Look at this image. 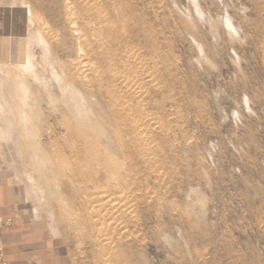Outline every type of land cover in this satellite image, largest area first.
I'll list each match as a JSON object with an SVG mask.
<instances>
[{
  "label": "rangeland",
  "instance_id": "rangeland-1",
  "mask_svg": "<svg viewBox=\"0 0 264 264\" xmlns=\"http://www.w3.org/2000/svg\"><path fill=\"white\" fill-rule=\"evenodd\" d=\"M62 3L0 0V186L23 220L44 229L58 264H104L87 212L68 216L72 191L60 200L41 186L29 157V107L15 92L30 82L44 117L51 112L45 93L58 88L41 63L44 45L63 62L78 56ZM103 4L113 24L101 48L117 62L127 48L137 52L123 67L141 80L143 109L135 114L148 115L155 148L152 168L134 161L139 219L120 248L131 264H264V0ZM29 51L39 81L24 67ZM0 259L7 264L1 250Z\"/></svg>",
  "mask_w": 264,
  "mask_h": 264
},
{
  "label": "bare ground",
  "instance_id": "bare-ground-1",
  "mask_svg": "<svg viewBox=\"0 0 264 264\" xmlns=\"http://www.w3.org/2000/svg\"><path fill=\"white\" fill-rule=\"evenodd\" d=\"M104 2L63 0L64 19L78 56L68 63L63 62L49 56V47L44 45L41 63L58 88L57 93L53 89L45 93L52 113L44 117L40 96L30 82L29 90L22 81L15 92L29 107L24 113L29 114V157L41 186L60 200L67 189L72 191L71 204L68 209L65 207L68 216L79 214L80 209L87 212L95 230L100 262L131 264V256L120 247L131 236V222L139 219L141 180L135 172L134 161L152 168L155 148L151 142L152 130L146 125L148 115L135 114L143 109V98L139 95L141 80L123 67L124 64L133 66L130 59L137 52L127 48V59L117 62L108 49L101 48L108 38L102 37L103 29L113 24ZM37 23L44 26L45 31L54 32L46 21ZM33 55L29 51L24 67L29 68L35 82L39 81V75ZM98 61H102L103 66H97ZM135 72L146 75L143 70ZM121 84L127 87L126 91L117 90ZM149 120L156 123L155 117ZM43 136H47L49 142H44ZM77 201L82 208L75 207Z\"/></svg>",
  "mask_w": 264,
  "mask_h": 264
},
{
  "label": "crops",
  "instance_id": "crops-1",
  "mask_svg": "<svg viewBox=\"0 0 264 264\" xmlns=\"http://www.w3.org/2000/svg\"><path fill=\"white\" fill-rule=\"evenodd\" d=\"M19 213L14 207L10 191L1 185L0 222L12 221L11 227L0 228L3 261L7 264H58L50 253L44 229L29 225V221L23 220Z\"/></svg>",
  "mask_w": 264,
  "mask_h": 264
}]
</instances>
